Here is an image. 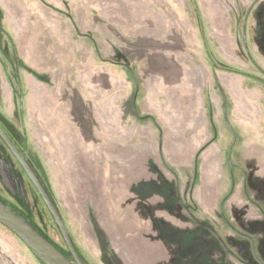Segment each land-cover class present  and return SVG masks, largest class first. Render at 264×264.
Segmentation results:
<instances>
[{
	"label": "rangeland",
	"instance_id": "1",
	"mask_svg": "<svg viewBox=\"0 0 264 264\" xmlns=\"http://www.w3.org/2000/svg\"><path fill=\"white\" fill-rule=\"evenodd\" d=\"M0 125L84 264H264V0H0ZM0 200L73 261L1 138Z\"/></svg>",
	"mask_w": 264,
	"mask_h": 264
},
{
	"label": "water",
	"instance_id": "2",
	"mask_svg": "<svg viewBox=\"0 0 264 264\" xmlns=\"http://www.w3.org/2000/svg\"><path fill=\"white\" fill-rule=\"evenodd\" d=\"M0 138L20 163V165L34 184L41 198L43 199L67 245L73 261L67 258L52 243H50L44 236H42L37 230H35L30 224H28L23 218H21L18 214L11 210L1 200L0 223L5 225L10 231L16 234L43 264H84L76 251L66 224L60 216L54 203L52 202L49 194L45 190L43 184L37 177L30 164L27 162L21 151L8 136V134L4 131L1 125Z\"/></svg>",
	"mask_w": 264,
	"mask_h": 264
},
{
	"label": "trees",
	"instance_id": "3",
	"mask_svg": "<svg viewBox=\"0 0 264 264\" xmlns=\"http://www.w3.org/2000/svg\"><path fill=\"white\" fill-rule=\"evenodd\" d=\"M71 237V236H70Z\"/></svg>",
	"mask_w": 264,
	"mask_h": 264
}]
</instances>
